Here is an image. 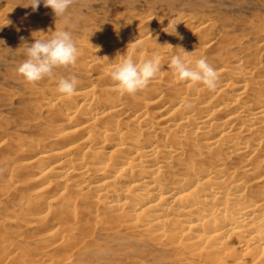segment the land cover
Listing matches in <instances>:
<instances>
[{"label":"bare ground","instance_id":"6f19581e","mask_svg":"<svg viewBox=\"0 0 264 264\" xmlns=\"http://www.w3.org/2000/svg\"><path fill=\"white\" fill-rule=\"evenodd\" d=\"M161 19L146 20L157 27L146 36L130 40L134 26L114 44L100 38L85 43L82 51L88 59L78 55L77 62L86 73L97 66L101 70L97 77L91 73L88 83L77 80L71 97L58 91V83L47 92L34 87L33 94L40 96L38 106L49 114L50 125L44 128L49 136H18L23 146L12 147L17 155L13 161L37 170L31 172L39 183L38 193L45 196L48 191L47 202L58 201L71 220L44 228L50 208L37 207L43 199H32L38 204L26 203L29 211L22 214V221L14 214L0 218V233L6 224L19 223L25 231L37 232V241L52 239L56 244L67 230L70 237L79 226L83 234L88 225L109 220L146 230L152 240L177 241L211 263L264 260V204L248 198L250 184L264 183L259 163L264 162V39L251 45L244 38L231 42L221 36L225 44L210 64L220 77L212 91L201 83L179 81L170 60L173 55H187L194 66L206 48L219 44L215 23ZM174 31L183 39L170 34ZM256 33L264 36V29ZM155 35L160 38L154 39ZM245 43L240 53L234 51L233 44ZM255 46L261 49L254 51ZM154 55L160 57L163 69L148 87L135 95L119 93L110 76L115 66L128 56L140 63ZM164 82L169 90L163 89ZM6 172L4 177L13 186L24 183ZM12 244L9 235L0 234V253L7 254ZM18 252L10 253L15 264L72 261L69 255L61 262L44 260L48 255L29 262Z\"/></svg>","mask_w":264,"mask_h":264},{"label":"rangeland","instance_id":"374dc122","mask_svg":"<svg viewBox=\"0 0 264 264\" xmlns=\"http://www.w3.org/2000/svg\"><path fill=\"white\" fill-rule=\"evenodd\" d=\"M29 3L30 0H0V143L3 142L0 144V218L5 219L14 214L15 216L18 215L17 217L22 221V214L26 215L29 211L27 202L29 200L32 201L31 203L38 204L40 202V206L37 207L50 208L49 211H51L42 224L44 228L46 225L57 227V224L64 220L68 223L71 218L68 217V214L67 216L66 213L61 212L58 201L47 202L51 200V198L47 199L48 194L46 193L48 191L44 194L45 196L38 193L41 192L39 183L32 179L37 170L33 167L19 166L13 161L17 155H15L12 147L15 149V146H23L18 136H24L28 139H40L49 136L44 131V128L50 125V118L47 116L49 114L38 106L40 96L37 97L36 94H33L34 87L47 92L53 88L54 84L58 83L60 78H70L73 75L78 81L88 83L89 76L92 74L94 77L99 76L98 72L101 70V66L93 67L90 72L86 73V67L76 62L75 66L56 69L55 78L45 77L35 84L28 83L17 72L19 65L27 59V43H34V38L49 39L52 31L55 30H67L72 34L79 51L78 55H81L80 57L85 61L89 54L82 49L85 43L87 44L92 39H104L108 45H111L122 39L127 29H132L134 26L136 32L130 40L135 36H146L154 32L157 27L146 22L150 16L162 18L161 21H165L167 18L169 22L188 18L195 24L204 21L215 23L213 24L214 32L220 36L219 44L209 49L206 48L201 54V57H205L209 64H214L217 61V55L223 49L221 46L223 47L225 43L220 42L221 36L227 37L228 40L231 39V42L244 38L243 42L248 41L251 45L264 39V36H258L261 33H256L258 29L260 31L264 29V0H75V3L70 6L65 14L70 17L68 24H65L64 17L55 18L51 8H45L42 2L35 12L28 6ZM178 34L181 35V32ZM158 35H155L154 39L156 36L159 39L160 36ZM21 37L24 39L21 40ZM226 39L225 41H228ZM235 46L232 45L234 51L240 53L246 43L242 46ZM260 49L259 46H255L254 51ZM98 84H102L99 79ZM162 84L163 89H170L165 82ZM261 161L259 163L264 168V162L261 164ZM12 163L16 164L13 165ZM5 172L9 175L12 174V179L14 177L17 179L16 181H18V177L19 179L22 178L24 183H17L14 187L4 177ZM9 186L11 187L9 188ZM263 186V182L262 184L258 182L250 184L248 198L264 204ZM262 193L263 195H261ZM38 198L43 199V201L37 202ZM32 199L37 200L35 202ZM25 206L27 209L24 208ZM23 208L25 209L24 213ZM59 220L62 222L57 223ZM70 223L72 222L70 221ZM18 224L8 223L3 227V232L0 233L9 235V241L13 243L12 246L8 247L9 249L6 248L7 254L0 253V264H15L16 259L12 256L17 250H20L18 252L19 257L23 256L27 261L29 259V262L48 255L43 259L62 261L69 255L72 257L71 264H221L217 261L208 262L205 256H197L192 251L188 252L189 249L177 241H168L169 239H161L160 241L156 238L152 240L153 237L146 230H133L126 225L117 226L116 223L109 220L88 225L89 234L86 232L87 230L84 232L85 234H82L78 226L70 236L72 239L67 236L68 233H71L67 230L68 232L62 233L64 235L62 240L56 244L54 240V242L50 241L52 239L47 240L48 242L46 240L37 241L35 239L37 236L34 237L37 232L29 229L27 231L30 232H27ZM29 235H32V238H29ZM25 236L27 237L24 238ZM19 237L21 238L19 239ZM49 242L54 244L51 245ZM43 243L45 249L40 247H43ZM37 245L40 250L36 249L38 248ZM52 247L53 249L50 250ZM60 257L62 259H59ZM255 264H264V260Z\"/></svg>","mask_w":264,"mask_h":264},{"label":"clouds","instance_id":"9594fccd","mask_svg":"<svg viewBox=\"0 0 264 264\" xmlns=\"http://www.w3.org/2000/svg\"><path fill=\"white\" fill-rule=\"evenodd\" d=\"M43 3L45 8H51L55 18L64 17L65 24L69 23L70 17L66 12L75 0H30L28 6L35 12ZM183 39L176 31L170 33ZM24 38L21 37V40ZM183 49V48H182ZM185 53H188L185 51ZM27 59L17 68V72L28 82L35 84L45 77L55 78V70L75 66L78 58V49L67 30L52 31L49 39H35L34 43L28 44L26 49ZM188 56L173 55L170 67L179 81L201 83L209 90H216L220 77L215 68L206 60L200 58L190 66ZM169 66V65H168ZM161 71L160 57L154 55L140 63L135 62L130 56L122 59L110 73L111 80L115 83L116 90L121 94L135 95L145 90L157 73ZM77 78H60L58 91L66 97H71L76 91Z\"/></svg>","mask_w":264,"mask_h":264}]
</instances>
